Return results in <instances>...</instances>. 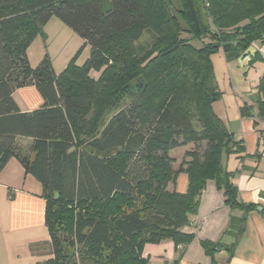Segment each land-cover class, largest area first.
Returning <instances> with one entry per match:
<instances>
[{
    "label": "trees",
    "instance_id": "obj_1",
    "mask_svg": "<svg viewBox=\"0 0 264 264\" xmlns=\"http://www.w3.org/2000/svg\"><path fill=\"white\" fill-rule=\"evenodd\" d=\"M176 1L0 0V171L15 156L42 186L49 239L29 244L36 264H151L144 245L164 240L177 261L208 180L230 208L256 207L239 200L223 165L242 145L213 110L222 92L211 56L230 61L264 43V0ZM51 17L90 46L82 65L72 58L58 74L46 55L35 67L27 57ZM145 30L150 41L137 45ZM29 85L42 103L23 111L13 92ZM252 97L263 117L264 77ZM18 137L32 139L30 160ZM190 144L175 168L169 150ZM181 172L186 190L169 191ZM244 229L231 215L230 245L200 244L231 257Z\"/></svg>",
    "mask_w": 264,
    "mask_h": 264
},
{
    "label": "crops",
    "instance_id": "obj_2",
    "mask_svg": "<svg viewBox=\"0 0 264 264\" xmlns=\"http://www.w3.org/2000/svg\"><path fill=\"white\" fill-rule=\"evenodd\" d=\"M220 52L211 56L214 80L222 92L212 106L233 140L242 145L240 152L223 156V165L227 171L233 172L232 182L239 200L253 203L256 207L245 213L230 208L215 181L208 180L201 193L197 213L191 218L190 225L184 227V231L192 232L194 237L185 246L181 257L175 261L177 252L170 240L148 243L143 247V255L151 264H210L212 261L217 264H264V146L261 140L264 116L258 115L252 97L259 80L264 77V43L254 41L247 55L230 61ZM216 54H219L217 63L221 78L213 59ZM13 97L23 111L35 109L42 103L41 96L32 85L14 90ZM242 106L249 108V115L241 114ZM16 143L30 160L33 157L32 139L18 137ZM189 146L169 150L174 159L173 166L179 165ZM176 155H181L180 159ZM186 188L187 175L184 172L178 174L175 183L167 185L169 191L184 192ZM41 194L40 182L26 173L18 158L12 156L0 171V264H36L39 261L30 252L29 244L49 239L44 223L45 199ZM231 215H246L243 217L244 232L231 257L225 249L214 252L213 257L208 256L200 244L201 240L220 241L223 245L234 241L233 233L226 231Z\"/></svg>",
    "mask_w": 264,
    "mask_h": 264
},
{
    "label": "rangeland",
    "instance_id": "obj_3",
    "mask_svg": "<svg viewBox=\"0 0 264 264\" xmlns=\"http://www.w3.org/2000/svg\"><path fill=\"white\" fill-rule=\"evenodd\" d=\"M177 3L176 0H171ZM45 36L37 35L27 49V57L31 67H35L40 60L46 55L56 74L60 73L74 58L77 65H82L89 56L90 46L84 43L83 39L78 36L71 28L66 26L56 17H51L43 27ZM150 41V31H143L137 41V45H146ZM222 52H220L221 55ZM219 54L213 56L217 74L220 77V68L218 67L217 59ZM91 74L98 77L97 71H92ZM222 90H224L220 82ZM226 86V85H225ZM227 88V87H226ZM191 147V144L189 148ZM195 146H192V149ZM180 159L181 155H176ZM184 158V154L182 159ZM178 167V163L174 165ZM42 236L43 231L39 233ZM21 246V245H18Z\"/></svg>",
    "mask_w": 264,
    "mask_h": 264
},
{
    "label": "built area",
    "instance_id": "obj_4",
    "mask_svg": "<svg viewBox=\"0 0 264 264\" xmlns=\"http://www.w3.org/2000/svg\"><path fill=\"white\" fill-rule=\"evenodd\" d=\"M261 140H262V144H263V146H264V133H263V135H262Z\"/></svg>",
    "mask_w": 264,
    "mask_h": 264
},
{
    "label": "water",
    "instance_id": "obj_5",
    "mask_svg": "<svg viewBox=\"0 0 264 264\" xmlns=\"http://www.w3.org/2000/svg\"><path fill=\"white\" fill-rule=\"evenodd\" d=\"M71 149H72V148H71ZM55 196L57 197V196H58V194L56 193V194H55ZM245 216H246V215H243V217H245Z\"/></svg>",
    "mask_w": 264,
    "mask_h": 264
}]
</instances>
